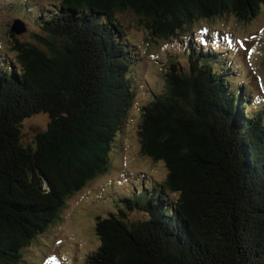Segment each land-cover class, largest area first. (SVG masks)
<instances>
[{"label": "trees", "instance_id": "1", "mask_svg": "<svg viewBox=\"0 0 264 264\" xmlns=\"http://www.w3.org/2000/svg\"><path fill=\"white\" fill-rule=\"evenodd\" d=\"M263 5H22L42 33L32 41L14 38V58H0V264H18L22 249L58 218L66 199L108 168L133 96L135 52L119 12L132 13L153 38H167L185 35L200 19L249 20ZM194 38L202 51L186 39L187 68L172 59L163 89L142 107L140 151L162 161L166 175L150 190L141 185L121 198L143 217L131 219L120 206L96 216L99 244L86 264H264V99L230 84L232 66L216 56L223 51L203 35ZM35 113L47 114V127L33 145H23L20 123Z\"/></svg>", "mask_w": 264, "mask_h": 264}, {"label": "rangeland", "instance_id": "2", "mask_svg": "<svg viewBox=\"0 0 264 264\" xmlns=\"http://www.w3.org/2000/svg\"><path fill=\"white\" fill-rule=\"evenodd\" d=\"M14 1H18L19 5L12 0H0V58L8 60L14 58L11 48L14 38L32 41L34 33H42L34 21V13L31 14L22 5L38 8L58 2ZM15 17L25 21L27 30L12 36L9 25ZM117 17L135 52L129 72L133 96L111 143L108 168L66 199L58 218L22 249L18 264H86V256L99 244L94 228L97 215L116 212L120 206L131 219L144 216L137 210H128L121 198L141 185L150 190L152 183L164 179L166 168L162 161H154L140 151L138 130L142 107L152 92L163 89L165 73L172 59L187 68L186 39L192 40L193 48L201 50L193 39L203 35L214 48L223 51L216 56L223 54L225 61L232 66L227 72L230 84H243V89H247L249 97L255 101L264 99V5L249 20L241 21L231 14L200 19L188 28L190 32H182L185 35L167 38L150 36L128 11L119 12ZM48 120L45 113H35L22 120L21 143L33 145L36 133L46 129Z\"/></svg>", "mask_w": 264, "mask_h": 264}, {"label": "water", "instance_id": "3", "mask_svg": "<svg viewBox=\"0 0 264 264\" xmlns=\"http://www.w3.org/2000/svg\"><path fill=\"white\" fill-rule=\"evenodd\" d=\"M9 30L13 34H21L26 31V25L21 19L13 18L11 24L9 25Z\"/></svg>", "mask_w": 264, "mask_h": 264}]
</instances>
